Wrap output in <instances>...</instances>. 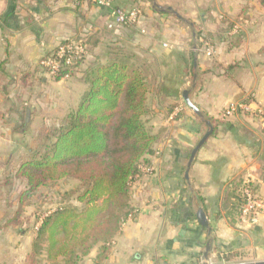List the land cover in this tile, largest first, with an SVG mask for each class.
<instances>
[{
	"label": "crops",
	"instance_id": "0c3cea01",
	"mask_svg": "<svg viewBox=\"0 0 264 264\" xmlns=\"http://www.w3.org/2000/svg\"><path fill=\"white\" fill-rule=\"evenodd\" d=\"M115 5L137 9V21L116 24L110 8L90 0H0V221L16 209L17 201L9 203L25 183L15 174L39 131L77 109L88 88L84 71L106 62L116 45L133 53L152 83L148 123L162 133L133 182L137 215L123 224L105 264H202L209 241L211 259L220 252L264 260V213L250 226L233 222L225 208L236 178L252 182L264 198V118L225 114L248 98L264 107V0ZM67 40L83 43L85 58L73 76L57 80L41 61ZM187 89L213 126L189 169L209 127L186 104ZM199 208L211 232L198 220ZM18 227L0 232L19 236L16 244H0V264H26L36 232Z\"/></svg>",
	"mask_w": 264,
	"mask_h": 264
},
{
	"label": "trees",
	"instance_id": "16d2710c",
	"mask_svg": "<svg viewBox=\"0 0 264 264\" xmlns=\"http://www.w3.org/2000/svg\"><path fill=\"white\" fill-rule=\"evenodd\" d=\"M125 49L113 45L115 52L110 51L106 62L88 66L82 76L88 89L77 109L60 124L41 129L35 146L18 166L15 177L25 186L10 201L9 205L17 201L16 209L0 223V230L21 224L36 192L62 180L78 182L68 194L81 204L60 202L56 208L38 213L27 263L39 262L43 255L50 264H80L98 246L93 264H104L123 224L137 215L131 205L133 182L162 132L154 133L148 123L152 83L133 53ZM57 51L58 47L48 56ZM84 58L61 69L55 78L74 75L72 69H80ZM246 186L256 190L243 178L229 184L225 208L233 222L240 219ZM218 256L219 260L232 259L220 252Z\"/></svg>",
	"mask_w": 264,
	"mask_h": 264
},
{
	"label": "built area",
	"instance_id": "2783aa9c",
	"mask_svg": "<svg viewBox=\"0 0 264 264\" xmlns=\"http://www.w3.org/2000/svg\"><path fill=\"white\" fill-rule=\"evenodd\" d=\"M79 1V0H76ZM100 6H105L111 9V16L114 23L119 25L132 24L137 21L139 12L137 9L127 10L120 6L115 5L116 0H90ZM86 46L75 40H67L64 43H60L58 51L54 56H48L44 58L41 63L45 67L48 73L52 77H56L59 71L63 68L73 65L77 59L85 56ZM206 53L208 55L213 54V49L208 48ZM73 72L77 69L73 68ZM71 74L65 75L63 79L70 78ZM236 112H245L250 114H256L264 118V107L261 105H255L254 102L248 98L241 101L230 104L226 110V115H233ZM245 201L241 207L240 221L250 226H256L259 224L260 215L264 213V198L257 195L255 191L250 187L244 188ZM38 228V225L36 226ZM205 262V260L203 261ZM210 264H230L233 263L231 260H214L209 259Z\"/></svg>",
	"mask_w": 264,
	"mask_h": 264
},
{
	"label": "rangeland",
	"instance_id": "374dc122",
	"mask_svg": "<svg viewBox=\"0 0 264 264\" xmlns=\"http://www.w3.org/2000/svg\"><path fill=\"white\" fill-rule=\"evenodd\" d=\"M125 50L128 52H131L127 48ZM110 51L115 52V50H110ZM81 98L82 96L80 97V99ZM78 101H81V100H79L78 98ZM61 122L62 120L58 124H60ZM77 186H78V182L75 180H70V181L62 180V181H59L57 184H55L53 187L45 186V187L40 188L36 192L35 196L32 198V204L26 207L23 220L21 224L18 225L19 226L18 228H20L19 230L30 228V226H34L36 216L38 215V213L46 212L49 209L56 208L60 202L68 203V204L76 205V206H81V204L76 201L75 195L68 194L70 190L77 188ZM4 230L5 228L1 229L0 232L2 233L4 232ZM13 234L15 233L9 232L8 235H7V232L3 233L2 237H0V244L1 245L2 244H16L15 242L16 239H13V238H19V236L17 235V237H15ZM31 234L33 235L34 233L32 232ZM9 236H11V238ZM97 248L98 246H95V248L91 251V253L88 256L82 257L80 260V264H93L94 257L92 256H94V254L96 255ZM245 257L247 258V256L235 257V258H232L231 261L232 262L252 261V260H245L244 259ZM40 258L41 260L39 262H35L33 264H50L44 260L45 258L43 255H41ZM26 264H32V263L26 262Z\"/></svg>",
	"mask_w": 264,
	"mask_h": 264
},
{
	"label": "water",
	"instance_id": "95a60500",
	"mask_svg": "<svg viewBox=\"0 0 264 264\" xmlns=\"http://www.w3.org/2000/svg\"><path fill=\"white\" fill-rule=\"evenodd\" d=\"M190 90H184L183 92V98L186 102V104L198 115L200 116L202 119H204V115L201 112V110L197 107V105L195 103H193V101L190 99ZM205 123L208 125L209 129L205 132V134L202 136V138L199 140V142L196 144V146L193 148V150L191 151L190 154V158H189V162H188V169L191 167V164L195 158L196 153L198 152V150L203 146V144L206 142V140L209 138V136L212 134L213 132V126L211 124V122L209 120L204 119ZM188 176V171L186 173V177ZM197 218L200 221V223L208 228L209 232H211V225L209 222V219L207 218V215L205 213V211L203 210V208H199L197 213ZM212 250V244L209 241L206 245V250L204 252V259L205 262H203L202 264H210V262H208V260L210 259V252ZM230 264H264V260H252V261H242V262H233Z\"/></svg>",
	"mask_w": 264,
	"mask_h": 264
}]
</instances>
